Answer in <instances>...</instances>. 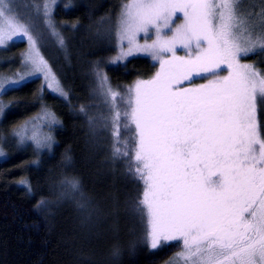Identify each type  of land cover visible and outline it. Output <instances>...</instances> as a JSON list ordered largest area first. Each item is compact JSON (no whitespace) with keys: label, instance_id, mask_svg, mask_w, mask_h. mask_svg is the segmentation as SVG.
Returning a JSON list of instances; mask_svg holds the SVG:
<instances>
[{"label":"snow or ice","instance_id":"snow-or-ice-1","mask_svg":"<svg viewBox=\"0 0 264 264\" xmlns=\"http://www.w3.org/2000/svg\"><path fill=\"white\" fill-rule=\"evenodd\" d=\"M55 6L42 0L36 15L64 47ZM100 23L117 49L112 63L143 53L158 65L150 78L122 89L97 65L107 115L92 117L80 106L91 128L111 130V160L126 163L141 185L133 211L146 222L145 243L156 250L176 242L181 250L171 264H264V70L244 62L264 54V8L253 17L244 0H124L114 21ZM14 38L29 46L21 55L27 73L42 74L66 98L41 55L34 19L20 17L14 0H0V48ZM18 86L5 77L0 94ZM38 119L58 123L53 113ZM35 124L12 135L51 148L53 137ZM61 184L79 208H90L79 177ZM111 255L118 264L120 247Z\"/></svg>","mask_w":264,"mask_h":264},{"label":"trees","instance_id":"trees-1","mask_svg":"<svg viewBox=\"0 0 264 264\" xmlns=\"http://www.w3.org/2000/svg\"><path fill=\"white\" fill-rule=\"evenodd\" d=\"M41 2L14 0L20 17L35 13L32 18L43 36L39 42L50 45L42 49L44 58L67 97L52 94L39 78L2 95L6 106L0 105V149L4 153L0 156V264H104V256L95 259L91 251L116 246L118 237L108 235L104 225L103 234L91 240L87 211L64 194L61 181L65 176L79 177L88 200L94 203H110L107 200L111 197L134 201L141 185L135 178L137 184L125 179L117 182L115 174L107 172V167L118 171L123 165L128 173L127 164L111 160V130L91 128L80 106H85L92 117L107 115L97 91V65L113 88L121 89L138 79L150 78L158 65L147 57H133L124 65H114L111 58L117 53L115 44L99 40L101 20L114 21L124 0H58L52 12L53 23L65 40L64 47L36 15L35 5ZM25 44L13 42L5 47L10 66L0 69V77L23 70L21 55L28 49ZM244 62L264 70V54L250 55ZM41 112L53 113L58 120L52 129L51 150L18 147L12 132ZM258 119L264 125V110L259 108ZM142 240L134 252L121 251L118 264H164L181 250L176 242L153 250L143 236Z\"/></svg>","mask_w":264,"mask_h":264},{"label":"rangeland","instance_id":"rangeland-1","mask_svg":"<svg viewBox=\"0 0 264 264\" xmlns=\"http://www.w3.org/2000/svg\"><path fill=\"white\" fill-rule=\"evenodd\" d=\"M57 1L58 0H56V4H57ZM244 6H245V11L249 15H251L253 17H258L261 9L264 8V0H244ZM34 15H35V13H33V12H30L27 14V16H31V17ZM102 36H103V31L101 33V36L99 37V40L103 39ZM14 42H25L26 43V40L21 39V38H14ZM10 43H13V42H9L8 45ZM25 45L27 47H29L27 43ZM49 46L50 45L47 43L43 44V43L39 42L38 47H39L41 55L43 57H44V54L42 52V49L44 48L47 50L49 48ZM27 51H28V49H27ZM257 53H260V52L258 51ZM179 54L182 55L183 53L180 52ZM116 55H117V53H116ZM133 57H147V58L151 59V57L147 56L146 54L138 53L134 56H129L126 60L120 61V62L115 63V64L113 63V64L114 65H120V64L124 65V64H126V62L129 59H131ZM8 59H9L8 49L5 47L0 48V69L5 68V66L6 67L10 66V62H8ZM51 72L56 77V75L54 74L52 69H51ZM3 78H5V77H0V80H3ZM8 78L14 79L18 83V85H22L23 83H25L28 80L39 78L43 82V84L45 85V88L48 91H50L54 95H58L61 98H65L64 96H61L58 92H54L51 88L47 87L48 82L44 79L42 74L29 75L27 73V69L25 67L23 68L22 71L18 72L17 74H14L13 76H10ZM56 79L58 80L57 77H56ZM203 82L204 81H202V80L196 79V83H203ZM5 87H8V85L5 84ZM2 95L3 94H0V98H1L0 105L6 106ZM100 99H101V96H100ZM45 113H49V112L39 113L37 115V117H35L31 121H28L26 124L31 126L32 122L36 121L35 127H36V130L38 132L42 129L43 134L52 136V134H53L52 129H54V127L57 125V123L55 125L45 126L46 122H43L40 119H38V118L42 117ZM91 132L94 133V130H91ZM11 144H15V143L13 142ZM53 144H52V146H53ZM16 145L20 148H23V149L30 148V149H34V150L39 151V152L40 151L41 152L50 151L52 148V146H51V148H44V147L38 148L31 141H26L23 144H20L16 141ZM102 145L103 144L99 145V147L101 148ZM107 169H108L107 172L115 174V176L117 178V182H119L120 179L122 181H123V179H125L126 181H129V182H131L134 179V177L132 175H128L127 172H124L123 165L120 166V169L118 171H117V168L112 170L109 167H107ZM125 175H127L130 179H126ZM133 182L135 184H137L134 180H133ZM118 192L121 193L120 189L118 190ZM121 199L122 198H120V197H115V198L111 197L107 200V201H110V203H105V202H95L94 203L92 201H89L90 202V208L89 209H82V210L87 211L86 219H87V223L89 225L88 226V230H89L88 235H89L91 240H93V238H98L99 235L103 234V226L105 225V228H106L105 231L108 235H111L112 233H114L116 235V237H118L116 246H119L123 253L127 252V254H130V253L134 252V250H136L139 243L144 241V240H142V236L143 237L145 236L146 222L143 220L142 217L138 216L133 211V205H134L136 199L134 201H125V199L122 201ZM63 202H65V201H63ZM66 202H68V201H66ZM65 205H67V204H65ZM121 207H123V209H121ZM89 212H90V214H89ZM112 249H113V247L112 248L109 247L103 251H100V249L97 248V249L91 251V256L95 259L96 258L100 259L101 255H103L104 256V258H103L104 264H113V257L111 255ZM174 258H176V255L174 257H172L170 260H168L167 262H165L164 264H171V262L174 260ZM180 264H183V262L181 261Z\"/></svg>","mask_w":264,"mask_h":264}]
</instances>
